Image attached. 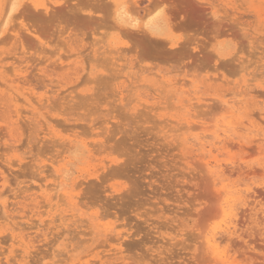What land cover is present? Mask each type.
<instances>
[{
	"label": "rangeland",
	"instance_id": "374dc122",
	"mask_svg": "<svg viewBox=\"0 0 264 264\" xmlns=\"http://www.w3.org/2000/svg\"><path fill=\"white\" fill-rule=\"evenodd\" d=\"M8 1L0 264H264V0Z\"/></svg>",
	"mask_w": 264,
	"mask_h": 264
},
{
	"label": "bare ground",
	"instance_id": "6f19581e",
	"mask_svg": "<svg viewBox=\"0 0 264 264\" xmlns=\"http://www.w3.org/2000/svg\"><path fill=\"white\" fill-rule=\"evenodd\" d=\"M8 1V0H7ZM116 1V0H115ZM135 1V0H134ZM138 1V0H137ZM137 1H136V3H137ZM126 2L127 1H122V2H116V3H114V5H115V10H114V15L113 16H115L114 18V20L117 22V24H118V27H125V29H127L128 31L130 30H132V31H137V32H141L142 33V35L145 37V40L146 39H151V38H149V37H151V36H153L154 38L156 37V33L158 32V30L160 29V26L158 25V23H157V20L154 18V17H151L150 15H149V13L151 12V11H153L152 9H150V8H147V9H150V10H148L149 12H147L146 10H145V12H143V13H145V16L144 17H142V15H144L143 13H141V16L139 15V17L136 15V16H134V17H131L132 15H130V13H128L129 11L126 9V7H125V4H126ZM130 2H132V1H130ZM129 2V3H130ZM140 2V1H139ZM149 2V1H148ZM160 2V1H159ZM5 3V2H4ZM7 3V2H6ZM135 2H134V4H136ZM157 3V2H156ZM17 4H18V2H15V1H8V3H7V5L5 4V7L3 6H0V8H1V13H2V21H1V19H0V21L2 22V24H6L7 23V19H8V16L10 15V13L15 9V6H17ZM150 4H152V3H150ZM24 5V4H23ZM131 5V4H130ZM149 5V4H148ZM161 5V4H160ZM142 7V6H141ZM145 7V6H144ZM151 7V6H150ZM154 7V6H153ZM158 7V6H157ZM200 8V7H199ZM133 9H134V6H133ZM135 9H136V7H135ZM134 9V10H135ZM158 9V8H157ZM130 10H132V9H130ZM134 10H132V11H134ZM142 10H143V8H142ZM155 10H156V7H155ZM141 11V10H140ZM138 12H139V10H138ZM156 12V11H155ZM154 12V13H155ZM202 12V11H201ZM200 12V13H201ZM134 14H135V11L133 12ZM132 13V14H133ZM147 13V14H146ZM202 14V13H201ZM204 15V14H203ZM141 17V18H140ZM146 17V18H145ZM100 20H102V18L100 19ZM163 20V19H162ZM104 20H102V22H103ZM164 21V20H163ZM99 22V21H98ZM105 23H106V25H107V22L106 21H104ZM95 23V22H94ZM100 23V22H99ZM98 23V24H99ZM101 24V23H100ZM116 24V23H115ZM116 24V25H117ZM0 25H1V23H0ZM220 25V24H219ZM103 26H105V25H103ZM102 26V27H103ZM101 27V28H102ZM98 28V27H97ZM120 29V28H119ZM121 32V31H120ZM70 33V32H69ZM72 35V34H71ZM75 35V34H74ZM147 35H150L149 37L147 36ZM158 36H159V34H158ZM76 41V40H75ZM156 43V42H155ZM149 45V44H148ZM150 48V47H149ZM159 48V47H158ZM153 50H154V48H152ZM159 49H161V47L159 48ZM158 49V50H159ZM156 50V49H155ZM162 50V49H161ZM170 51V50H169ZM174 51V50H173ZM226 61V60H225ZM130 67V66H129ZM139 69V68H138ZM105 75V74H104ZM99 76V75H98ZM103 76V75H102ZM107 76V75H106ZM101 77V76H100ZM105 77V76H104ZM96 78V77H95ZM98 78V77H97ZM92 81V80H91ZM94 81V80H93ZM95 82H97V80L95 81ZM110 83V82H109ZM97 84H98V82H97ZM101 85V84H100ZM107 85V84H106ZM112 85V84H111ZM122 86V85H121ZM104 86H102V88H103ZM106 88H107V86H105ZM104 87V89H106ZM101 88V87H100ZM110 88V87H109ZM157 89V88H156ZM101 90V89H100ZM96 91V90H95ZM161 92V91H160ZM65 95V94H64ZM66 95H67V93H66ZM87 95V94H86ZM85 95V96H86ZM76 96V95H75ZM89 96V95H88ZM76 98V97H75ZM99 99V98H98ZM191 99V98H190ZM213 99V98H212ZM78 100V99H77ZM86 100V99H85ZM215 100H216V98H215ZM220 100V99H219ZM241 100V99H240ZM83 101H84V99H83ZM183 101V100H182ZM218 101V100H217ZM79 102H81V101H79ZM79 102H77V103H79ZM76 103V102H75ZM88 103V102H87ZM93 103V102H92ZM225 103V102H224ZM84 104V103H83ZM94 104V103H93ZM226 104V103H225ZM142 105V104H141ZM157 105V104H156ZM76 106H77V104H76ZM87 106V105H86ZM94 106V105H93ZM95 107V106H94ZM146 107H148V106H146ZM230 107V106H229ZM80 108H82V107H80ZM85 108V107H84ZM264 108V107H263ZM148 112V111H147ZM258 113V112H257ZM69 114V113H68ZM103 114V113H102ZM252 114V113H251ZM80 115V114H79ZM143 115V114H142ZM69 116V115H68ZM84 117H85V115H83ZM81 117V116H80ZM79 117V118H80ZM83 118V117H82ZM80 120V119H79ZM88 120V119H87ZM251 120V119H250ZM89 121V120H88ZM93 122V121H92ZM85 123V122H84ZM83 123V124H84ZM78 125V124H77ZM85 125H86V123H85ZM94 125V124H93ZM80 126V125H79ZM78 126V127H79ZM85 127V126H84ZM81 128V127H80ZM83 128V127H82ZM254 131V130H253ZM252 131V132H253ZM264 132V131H263ZM93 135H94V133H92ZM105 139V138H104ZM56 140V139H55ZM58 143H60V142H58ZM99 143V142H98ZM66 144V143H65ZM96 144V143H95ZM94 144V145H95ZM100 144V143H99ZM68 145H70V144H68ZM71 146H72V144H71ZM77 147V146H76ZM96 148V147H95ZM68 149V148H67ZM74 149V148H73ZM80 149V148H79ZM62 151H64V150H62ZM61 151V152H62ZM69 152V151H68ZM61 154V153H60ZM90 159V158H89ZM93 159V158H92ZM102 161V160H101ZM122 164V163H121ZM114 167V166H113ZM218 167V166H217ZM112 168V167H111ZM115 169V168H114ZM110 171V170H109ZM111 171H112V169H111ZM117 173V172H116ZM88 180V179H87ZM95 182V181H94ZM87 183V182H86ZM79 184V183H78ZM95 184V183H94ZM92 185V184H91ZM98 185V184H97ZM100 185V184H99ZM237 230V229H236ZM209 242H212V239L211 238H209V240H208ZM214 241V240H213ZM214 243H215V241H214ZM213 245V244H212Z\"/></svg>",
	"mask_w": 264,
	"mask_h": 264
},
{
	"label": "snow or ice",
	"instance_id": "6c2138e0",
	"mask_svg": "<svg viewBox=\"0 0 264 264\" xmlns=\"http://www.w3.org/2000/svg\"><path fill=\"white\" fill-rule=\"evenodd\" d=\"M197 2V0H166L163 7L156 13L157 16H163L166 10H174V18L177 24H180L181 21H186L187 18L191 16V7ZM183 25L177 28L176 32H173L169 41L171 47L176 48L179 41L185 39V33L180 31Z\"/></svg>",
	"mask_w": 264,
	"mask_h": 264
}]
</instances>
